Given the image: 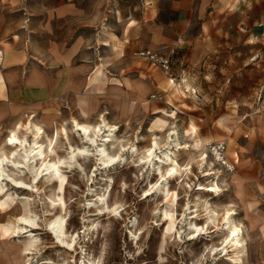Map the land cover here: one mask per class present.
Instances as JSON below:
<instances>
[{
  "label": "rangeland",
  "instance_id": "374dc122",
  "mask_svg": "<svg viewBox=\"0 0 264 264\" xmlns=\"http://www.w3.org/2000/svg\"><path fill=\"white\" fill-rule=\"evenodd\" d=\"M126 1L134 3V0ZM142 1L145 17L149 15L150 0ZM55 2L12 0L13 13L0 14L13 17L10 19L13 33L0 41V48L7 47L17 64H48L39 58L46 54L39 35L44 33L41 39L46 34L53 36L55 30L48 31L47 27L45 32L44 16L48 13L41 10L40 5ZM119 2L80 0L86 15L79 22L81 57L73 62L96 66V71L86 76L88 89L59 92L43 102L19 99L14 104L0 92V102L5 99L16 109L13 115L0 121V142L10 128L27 122L31 114L36 113L37 117L45 116L43 124L50 135L63 124L68 127L69 137L62 135L56 149L57 156L67 157L70 143L86 144L72 127V120L77 118L96 124L103 115L117 128L98 137L97 145L102 146L103 135L114 132L116 141L120 140L115 146L108 144V149L122 155L114 165L105 168L95 155L97 145L86 144L91 154L79 157L84 169L79 165L72 169L65 167L63 173L68 182L64 187L52 183L45 173L37 180L30 168L6 162L7 172L29 185L20 187L9 179L4 180L7 186L0 195V264H89L90 260L100 264H264V56L260 64L251 67H244L246 61L241 60L248 52L264 54V26H238L231 8H226L231 0H223V27L215 33L213 30V35L223 42L220 50L224 58L217 62L216 68L211 66L208 76L204 77V66L200 65L198 52L190 44L200 34L198 22L190 28H167L165 25L176 20L180 13L167 12L165 8H170V4L163 1L159 6L154 5V44L145 18L137 46L129 35L123 43H116L113 30H117V26H112V34H108V8L111 4L112 14L116 15L113 9ZM64 26L62 23L58 27L60 33ZM110 40L111 44L105 46ZM236 47L240 53L239 70L231 71L225 57ZM140 49H154L169 55L173 75L167 74L159 64L137 56L135 52ZM93 52V59H84L83 56ZM15 82H19L18 77ZM28 137L33 140L30 133ZM155 137L161 140L157 154L165 157L164 153L169 152L183 166V176L169 177L171 189L178 193L174 208L178 221L162 257L160 234L167 223H162L160 215L161 210L170 205L164 187L154 188L160 178L154 161L146 165L140 161ZM121 143L126 145L122 151ZM134 147L138 149L136 153L132 151ZM203 150L208 154L207 160H202ZM190 167L193 169L185 170ZM234 175L243 180L240 194L236 191ZM217 182L222 188L220 193L208 190ZM62 195L66 201L68 234L76 236V250L60 241L50 224L63 206L61 202L53 206L52 200ZM206 201L210 209L218 210L221 218L218 225L206 224L209 215ZM24 204L32 210L29 213L36 224L23 223L28 231L2 230L3 226L14 225L16 207L21 210ZM226 205L231 206L236 221L244 224L243 235L248 247L240 252L242 261L238 263L231 257L235 253L226 240L228 224L222 219V213L229 208ZM190 221L206 225L199 237L191 234L194 228ZM32 236L37 237V248L30 254L21 253L26 240Z\"/></svg>",
  "mask_w": 264,
  "mask_h": 264
},
{
  "label": "crops",
  "instance_id": "0c3cea01",
  "mask_svg": "<svg viewBox=\"0 0 264 264\" xmlns=\"http://www.w3.org/2000/svg\"><path fill=\"white\" fill-rule=\"evenodd\" d=\"M163 1L170 4V8H165L167 12L177 11L180 13L176 20H172L165 25L167 28H190L196 26L194 22H198L197 26L200 28V34L194 37L190 44H193L195 51L198 52L200 65L204 66V77H207L208 69L211 66L216 68L217 62L224 58L223 51L220 50L223 42L220 37L217 39V36L213 35V30L215 33L217 29L223 27V0H150L149 15H145V17L142 11V0H134L132 4H128L126 0H120L119 4H115L113 9L117 12L116 15L112 14L111 4H109L108 34H112V26L114 28L117 26L118 29L113 30V35L116 37L113 41L123 43L125 37L129 35L131 41L137 46L140 42L137 37L142 33L145 18L149 22H146V26L152 38L151 42L154 44V5L159 6ZM11 2L12 0H0V14L13 13L15 6ZM229 7L238 26L245 25L251 28L264 26V0H231V3L226 5V8ZM40 8L48 13V16H44V22H46L45 32H47V27L49 28L48 31L55 30L53 36L51 34L47 36L46 34L41 39V35L44 33L39 35L41 47L46 52L45 55H40L39 58L47 61L48 64L44 62H32L29 65L17 64L8 54L7 47L0 48V75L3 77V80L0 81V92L6 94L13 104L19 99L30 103L31 98L43 102L59 92L88 89L90 85L86 76L90 75L92 70L93 73L96 71V66L89 62L80 65H75L73 62V59L81 57L78 50L79 22L86 15L84 14L86 10L80 5V0H56L54 4L40 5ZM10 19H13V17L9 18L8 14L0 15V41L7 39L13 33L14 25ZM50 23L54 24L51 28L49 27ZM62 23L65 26L60 33L58 27ZM110 44L111 40L104 45L109 46ZM165 47L168 48L169 45L166 44ZM237 49V47L234 51L232 49L229 57H225L231 71L239 70L240 53ZM246 55V58L241 59L246 61L243 64L244 67L260 64L264 56L263 53L259 52H248ZM83 57L86 60H91L94 58V52ZM169 75L172 76V72ZM218 75L219 73L216 72V76ZM16 77L19 81L17 83L15 82ZM141 86L145 89L144 85ZM138 95L141 96L142 93H138ZM15 110L14 105L11 106L8 101L2 99V102H0V121L13 115ZM49 116L52 115L49 114Z\"/></svg>",
  "mask_w": 264,
  "mask_h": 264
},
{
  "label": "bare ground",
  "instance_id": "6f19581e",
  "mask_svg": "<svg viewBox=\"0 0 264 264\" xmlns=\"http://www.w3.org/2000/svg\"><path fill=\"white\" fill-rule=\"evenodd\" d=\"M44 118L45 116L37 117L36 113H32L30 116V119L27 122H24V123L19 122L13 128H10L9 134L0 142V145H1L0 147L1 149L0 151V195L3 194L5 187L7 186V184H5L6 182L4 183L5 179H9L13 181L20 187L29 185V183H27L22 178H16L14 177V175H12V173L7 172V168L5 164L6 162L10 161L16 167H27L28 170L30 168V170L34 174L33 178L37 180L39 179L41 174L45 173L48 176L47 177L48 180L52 181V183L57 184V186L59 187H64L65 183L68 182V178H67V175L63 173L64 172L63 169L65 167H70V169H72L76 165H79L80 168L83 167L82 164L79 162V157L83 156V158H85L86 155L91 154L90 148L88 145H97L98 137H100L106 131H113L117 128L115 124H110L108 120L106 119V117L103 115H102L101 121L97 122L96 124H92L88 122H81L77 118H74L72 120L73 121L72 127L75 128V130H77L82 135V138H84L85 143L88 145L85 144L83 146H77V145L70 143V146H69L70 149L68 150V156L61 157V156H57L56 149L58 148L59 141L62 135H66L67 137H69L68 127L65 124H63L61 125V127L55 130V133L50 135L47 132L45 125L43 124L44 123L43 121L45 120ZM29 133L33 136V140L29 139L28 137ZM177 137H178V134H177ZM116 138H117L116 134H114V132H110L108 134L103 135L101 139L103 141L102 146L97 145V149L94 146L96 149L95 155H97V159H99L100 163L103 164L105 168H107L108 166L114 165L117 162V160L121 158L122 156L121 153L111 152L108 149V146H107L108 144L115 146L116 142L120 140L118 139L116 141ZM153 139H154V142L152 146L147 148V151L144 152V154L140 156V161L142 162V165L144 164L146 165L149 162L154 161L153 162L154 169L157 170V172L159 173V177H160L156 181V183H154V188L157 185L164 187L163 192L165 193L167 203L170 205L169 207H165L163 210H161V215H160L162 219V223L163 224L167 223V226L161 229V234H160V256L162 257L163 256L162 252L166 247V243L168 242L169 237H172L174 235L173 234L174 231L177 230L176 228H177V221H178V217L174 211L175 204H177L178 193L177 191L171 189L169 177L173 176L174 178L179 175L180 177L183 176V169H182L183 166L169 152L164 153L165 157L158 155L156 150L157 148H161L160 142H159L161 140H158L160 139L158 137H155ZM182 147L183 146H181V148ZM123 148H126V145L124 143L123 144L121 143L120 150L122 151ZM132 151L133 153H136L138 151L137 147H134ZM235 154L237 157L239 156L237 152ZM153 156L157 158L156 162H155L156 159L155 158L153 159ZM201 156H202V160H207L208 158V154L206 153L205 150L202 151ZM189 169L192 170L193 168L192 169L191 167L185 168V170H189ZM13 173H15V171ZM208 174L209 173H207V175ZM233 181L235 182V185H236V191L240 194L243 191L242 178H240L238 175H234ZM208 190H215L218 193H220V191H222V188H221V185L217 182V183L212 184L211 187L208 188ZM10 198H11V195L8 194V200ZM10 200L8 202L11 205V203L13 202H10ZM59 203L62 204L63 206H62V209L58 211L59 213L57 214V216L50 222L51 227L54 230V232L57 234V237L60 238V241L66 243L67 245L71 246L74 250H76V245H75L76 236L71 233H70L71 235H69L67 226H66L67 217H66L65 196L63 195L58 196L57 198H54L52 200L53 206H56ZM206 206H207V210L209 214L206 224L214 223L218 225V220L221 219L219 218L218 210L215 208L210 209V206L207 201H206ZM171 207H173V209ZM228 207H227L228 209L226 210V212L225 210L223 211L225 213L224 214L222 213L223 215L222 219L227 220L228 226H227V229H225L227 230L226 240L229 244H231L232 250L235 253V255H231V257H233V260L238 263L242 261L240 252H245L248 245H247V240L245 239L243 235L244 233L243 225L244 224L242 225V223L237 222L238 220L236 221V219L233 217L234 212H231L232 210L230 209L231 206H228ZM16 208L18 210V213H16L17 221L14 223L13 226H3L2 230H4L5 232L15 233V232H19L22 229L25 230L27 228V225L23 223H27L30 225L36 224L34 218L30 215L32 210L29 209L28 204H24L21 210H20L21 207L19 208V206H17ZM117 209L118 208H115L114 210H117ZM190 224L192 228H194L193 232L191 233L193 234L194 237L195 236L199 237V235H201L203 230L206 229V225H199L195 221H190ZM60 236H63L64 238H61ZM36 239L37 237L35 236H32L29 239H27L24 246L21 248V253L23 254L32 253L33 250L37 248L35 244L37 241ZM226 247H228V244L226 245ZM45 264H50V263L45 262ZM89 264H100V263L97 262L96 260H90Z\"/></svg>",
  "mask_w": 264,
  "mask_h": 264
},
{
  "label": "built area",
  "instance_id": "2783aa9c",
  "mask_svg": "<svg viewBox=\"0 0 264 264\" xmlns=\"http://www.w3.org/2000/svg\"><path fill=\"white\" fill-rule=\"evenodd\" d=\"M135 54L148 59L154 64H159L167 74L171 73V59L169 55L154 49H140L136 51ZM152 97L156 98V95H153Z\"/></svg>",
  "mask_w": 264,
  "mask_h": 264
}]
</instances>
